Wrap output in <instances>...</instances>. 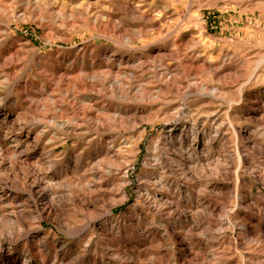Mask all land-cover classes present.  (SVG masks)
<instances>
[{
  "label": "rangeland",
  "instance_id": "1",
  "mask_svg": "<svg viewBox=\"0 0 264 264\" xmlns=\"http://www.w3.org/2000/svg\"><path fill=\"white\" fill-rule=\"evenodd\" d=\"M0 264H264V0H0Z\"/></svg>",
  "mask_w": 264,
  "mask_h": 264
}]
</instances>
